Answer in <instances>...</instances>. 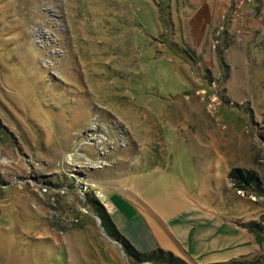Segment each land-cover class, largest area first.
Listing matches in <instances>:
<instances>
[{"label":"rangeland","instance_id":"obj_1","mask_svg":"<svg viewBox=\"0 0 264 264\" xmlns=\"http://www.w3.org/2000/svg\"><path fill=\"white\" fill-rule=\"evenodd\" d=\"M0 264H264V0H0Z\"/></svg>","mask_w":264,"mask_h":264},{"label":"trees","instance_id":"obj_2","mask_svg":"<svg viewBox=\"0 0 264 264\" xmlns=\"http://www.w3.org/2000/svg\"><path fill=\"white\" fill-rule=\"evenodd\" d=\"M228 177L238 189L246 188V186L249 185L250 183H252V181L255 179V175H253L251 172H248V171L241 169V168H238V167L232 168L228 173ZM95 205H97V207L99 209L100 205L96 204V203H95ZM118 234L120 236L122 235L119 232H118ZM127 241H126L127 249H129V251H131L132 253L134 252L133 255L138 254V253H136L137 250L133 246V244L131 242H129V241L127 242ZM139 259H147V260L164 259V255H163L162 251H160V250H151L149 252L142 253L141 258H139ZM172 259L176 260L178 262H181V260L178 257H172ZM168 261H171V259L170 260L168 259Z\"/></svg>","mask_w":264,"mask_h":264},{"label":"crops","instance_id":"obj_3","mask_svg":"<svg viewBox=\"0 0 264 264\" xmlns=\"http://www.w3.org/2000/svg\"><path fill=\"white\" fill-rule=\"evenodd\" d=\"M123 228H124V227H123ZM124 229H125V230H123L122 228H120V231H121L124 235H126L134 245L137 246L138 244H140L139 241H138V239H137L138 237H137L136 233H135V240H133V239L131 238V236H130V233H133L134 231L130 230V228H128V227H125ZM173 245H174V244H173ZM174 246H175V245H174ZM145 249L149 250L150 248H149V247H146ZM151 249H152V247H151Z\"/></svg>","mask_w":264,"mask_h":264}]
</instances>
